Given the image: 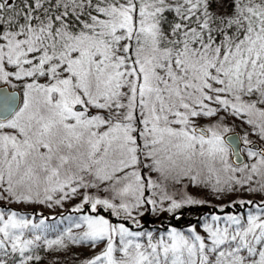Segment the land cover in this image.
I'll list each match as a JSON object with an SVG mask.
<instances>
[{"label":"snow or ice","instance_id":"1","mask_svg":"<svg viewBox=\"0 0 264 264\" xmlns=\"http://www.w3.org/2000/svg\"><path fill=\"white\" fill-rule=\"evenodd\" d=\"M224 6L0 0V202L81 198L55 238L43 214L0 206V264H39L40 251L69 244L103 245L82 264H264V199L220 207L202 232L137 219L202 203L169 196L144 169L264 193V0Z\"/></svg>","mask_w":264,"mask_h":264},{"label":"trees","instance_id":"2","mask_svg":"<svg viewBox=\"0 0 264 264\" xmlns=\"http://www.w3.org/2000/svg\"><path fill=\"white\" fill-rule=\"evenodd\" d=\"M217 8V5L213 3V9L215 10ZM225 9L228 12H231V7L228 6V0H225V6L223 8H220L219 10L221 12L225 11ZM239 194V193H238ZM262 195V194H261ZM260 195V196H261ZM232 196L234 200L232 201H237V200H253L256 199V196L249 197L247 196H238L236 193H232ZM238 197V198H237ZM260 198V197H259ZM224 200L217 202L215 200L211 201H206L203 198L202 203L198 204H192V205H184L180 209L177 210L175 214H178V217H166L168 216L167 213L165 212H160L157 215H154L152 217H149V213L144 215L143 219H140V225L143 227V229L146 230H151V231H158L162 232L166 228L175 226L179 229H186L189 226H196L197 231L202 232V229L200 227L201 221L205 218L210 217L213 214H220L219 213V208L222 206H227L229 205L232 201H227L222 203ZM260 201V200H259ZM258 202V201H257ZM79 202L73 203V206H69V208H62L61 211L52 213V212H45V211H38L37 207L35 205H32L28 207L27 209H21L19 207H15V205H6L3 202H0V206L3 207H11L13 209L20 210L22 212L28 213L29 215L35 214L37 216V219H39V215L43 214L44 216L49 218V223L54 225V228L49 232V238H55L57 234L62 232L68 225V221L65 220L63 224H60L59 221L62 217H66L69 215L76 216L79 215L77 213H72V208H74ZM239 209V205H237L236 209L228 208L225 207L226 212H232L235 213ZM107 218H109L112 222L117 223V222H122L117 219L114 215L111 216V214L108 211H103V213ZM174 214V215H175ZM55 217L56 220L53 221L51 218ZM128 224V226L135 228L136 226L131 224L130 222H125ZM82 231L81 229H74V233ZM72 244H69V247ZM75 250V252H72L74 256H69L68 254L65 255L66 249L60 250V251H40V255L42 257V260L39 262V264H82V262L93 256L95 253L99 252L100 249L103 247V245H100L99 247L93 248L89 245L86 244H80V245H72Z\"/></svg>","mask_w":264,"mask_h":264},{"label":"rangeland","instance_id":"3","mask_svg":"<svg viewBox=\"0 0 264 264\" xmlns=\"http://www.w3.org/2000/svg\"><path fill=\"white\" fill-rule=\"evenodd\" d=\"M225 114L223 112L220 113V116H224ZM219 117H213V118H201L199 120V123L201 125L207 126L213 122H215L216 119H218ZM229 126H234L233 125V121L228 118L225 121ZM239 121H235L236 125H239ZM236 130H238L240 133H242L245 129L241 128V127H236ZM252 140H256L258 141V138L256 136H251L250 137ZM259 142V141H258ZM144 171L148 174L151 175L152 179L156 180L157 182H159L162 185V189L164 191L167 192V194L169 196H172L174 198H176L177 200L181 199L185 194L192 196L194 199H196L197 201H203V198L205 200V202L211 201L212 199L220 202L222 200H224L222 203L227 202V201H232L234 200L232 193H224V194H217L214 193L210 187H204V186H197L195 184H193L192 182H190V180H188L187 178L181 179L179 180V182H177V180L173 179V178H169L167 180H164L162 177H160L158 174L156 173H152V172H148L147 169H144ZM95 191V190H93ZM157 192H159L160 190H155ZM238 196L242 197V196H248L249 197H253L256 196L257 198L254 199L255 201H259L261 199H264V193H249L247 191H240V192H235ZM239 193V194H238ZM100 195H106L105 193H99ZM262 194V195H261ZM146 195H150V193H146ZM261 195V196H260ZM260 197V198H259ZM238 198V197H237ZM80 196H74L71 199L65 200L63 202L62 206L59 205H54L52 208H48L46 205H40V204H34L37 207L38 211H45V212H58L61 211L62 208H69V206H73V203L75 202H80ZM6 205L7 202H3ZM11 205H15V207H19L21 209H27L28 207L32 206V205H18V204H11ZM165 207H167V202L165 203ZM178 210V209H177ZM177 210L174 213H169V212H165L168 214V216L166 217H178V214H175L177 212ZM140 212L143 213V215H137V219H143L144 215L149 213V217H152L154 215L159 214L160 212L163 213V211H151L150 208H142L140 209ZM175 214V215H174ZM112 216V215H111ZM68 250V249H66ZM76 249L73 248L72 245H70L69 250L66 251L65 255H69V256H74V254L72 252H75Z\"/></svg>","mask_w":264,"mask_h":264},{"label":"water","instance_id":"4","mask_svg":"<svg viewBox=\"0 0 264 264\" xmlns=\"http://www.w3.org/2000/svg\"><path fill=\"white\" fill-rule=\"evenodd\" d=\"M235 131H236V132H239V131H238V130H236V129H235ZM253 141H254V142H258V141H256V140H253Z\"/></svg>","mask_w":264,"mask_h":264}]
</instances>
